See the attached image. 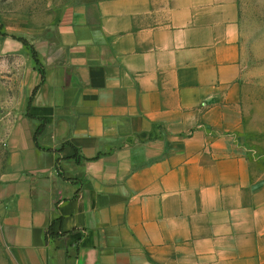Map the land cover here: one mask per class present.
<instances>
[{"label":"crops","instance_id":"0c3cea01","mask_svg":"<svg viewBox=\"0 0 264 264\" xmlns=\"http://www.w3.org/2000/svg\"><path fill=\"white\" fill-rule=\"evenodd\" d=\"M33 45L0 180L12 264H264L238 0H98Z\"/></svg>","mask_w":264,"mask_h":264},{"label":"rangeland","instance_id":"374dc122","mask_svg":"<svg viewBox=\"0 0 264 264\" xmlns=\"http://www.w3.org/2000/svg\"><path fill=\"white\" fill-rule=\"evenodd\" d=\"M98 0H0V180L8 151L6 134L23 115L33 86L34 41L45 35L65 9L92 8ZM241 81L256 115L258 136L242 139V150L264 170V0H238ZM1 215V208H0ZM0 264H12L0 227Z\"/></svg>","mask_w":264,"mask_h":264},{"label":"trees","instance_id":"16d2710c","mask_svg":"<svg viewBox=\"0 0 264 264\" xmlns=\"http://www.w3.org/2000/svg\"><path fill=\"white\" fill-rule=\"evenodd\" d=\"M32 57H33L35 63H36V64H39V61L37 60V54H36L35 49L32 50ZM40 71H41V69H40ZM42 77H43V76H42ZM42 127H43V124L40 125V126H38V128L36 129V131H35V136H34L35 138H36L37 134L40 133Z\"/></svg>","mask_w":264,"mask_h":264}]
</instances>
